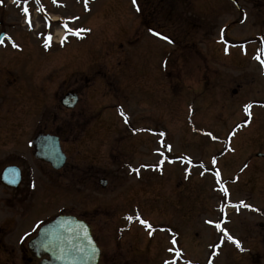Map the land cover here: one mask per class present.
<instances>
[{"label": "rangeland", "instance_id": "rangeland-1", "mask_svg": "<svg viewBox=\"0 0 264 264\" xmlns=\"http://www.w3.org/2000/svg\"><path fill=\"white\" fill-rule=\"evenodd\" d=\"M27 1L32 30L21 4L0 0V32L11 36L0 48V122L7 106L8 151L18 150L30 184L19 198L0 189V225L20 213V200L27 213L12 217L19 232L9 231L10 241L73 212L93 225L102 264H168L170 231L194 264H211L224 232L262 242L264 158L256 153L264 152V72L256 56L264 50V0H238L242 9L232 0H42L49 17ZM75 16L71 26L84 36L46 52L43 33L58 37ZM70 91L80 101L67 110L61 99ZM108 127L120 135L106 137ZM58 129L73 143L66 168L54 171L30 143ZM211 175L230 180L216 184ZM224 212L226 229L206 223ZM259 251L225 243L215 264H257Z\"/></svg>", "mask_w": 264, "mask_h": 264}, {"label": "water", "instance_id": "water-1", "mask_svg": "<svg viewBox=\"0 0 264 264\" xmlns=\"http://www.w3.org/2000/svg\"><path fill=\"white\" fill-rule=\"evenodd\" d=\"M237 2V0H234ZM76 97L68 95L63 104L74 107ZM36 157L60 168L66 159L60 147L59 138L54 135H39L34 139ZM19 179V173L8 168L4 178ZM106 182L104 181L103 184ZM30 250L36 256L47 254L48 259L40 264H98L100 250L95 243L89 226L73 216L61 215L43 226L30 242Z\"/></svg>", "mask_w": 264, "mask_h": 264}, {"label": "flooded vegetation", "instance_id": "flooded-vegetation-1", "mask_svg": "<svg viewBox=\"0 0 264 264\" xmlns=\"http://www.w3.org/2000/svg\"><path fill=\"white\" fill-rule=\"evenodd\" d=\"M2 105L4 104L3 102L1 103ZM4 115L1 116V119H3L2 122H0V171L3 170L4 168L12 165H19V155H18V150H12L8 151V141H9V131L7 130V106L3 108ZM72 127V125H70ZM63 128V127H62ZM72 132V130H71ZM60 133V130L58 131ZM61 134V133H60ZM61 138V136H60ZM70 138V137H69ZM62 140V143L66 148L69 149L71 147L70 145L73 143L70 140ZM62 139V138H61ZM14 159V161H11ZM10 160V161H8ZM16 161V162H15ZM66 168V166H65ZM86 175V174H85ZM29 182V179L26 180L24 183V174L22 172V180L21 184L13 190L15 193V197L19 198L21 197V192L25 190L26 187H30V184L26 186V184ZM26 186V187H25ZM2 189H8L6 187H2ZM9 190V189H8ZM11 190V189H10ZM29 197V196H28ZM25 201V200H24ZM18 210L19 214H17L14 211L10 212V215L7 213L5 219H4V224H7L11 228H8L7 225H0V264H36L39 259L36 257H32L30 254H25V239L23 234L20 235L18 238L19 241L16 243L14 241H10V232L9 231H15L12 226V217L13 216H19V219H24L23 217L27 215L25 212L26 210L23 209L21 200L18 202ZM29 212V211H27ZM263 227V225H261ZM32 237V235L29 236V239ZM264 239V235H263ZM264 242V241H263ZM261 245V244H260ZM261 249H264V243L263 247ZM101 261L105 257L104 254V249L101 246ZM100 261V262H101ZM260 264V263H259ZM263 264V263H262Z\"/></svg>", "mask_w": 264, "mask_h": 264}, {"label": "snow or ice", "instance_id": "snow-or-ice-1", "mask_svg": "<svg viewBox=\"0 0 264 264\" xmlns=\"http://www.w3.org/2000/svg\"><path fill=\"white\" fill-rule=\"evenodd\" d=\"M132 3H133V5H136V4H137V0H132ZM85 6H87V0H86V3H85ZM136 10L139 11V7H137ZM24 11H25V13H27V8H25ZM82 31H85V30H84V29H81L80 32H82ZM75 34L78 35L79 32H77V33H75ZM153 35L159 36L161 39H163V40H165V41H167V42H169V43L172 42V41L169 39V37L164 36V35H162V34H160V33H153ZM3 42H4L3 38H0V44H2ZM12 46H13V47H16L17 45L13 44ZM257 59H260V58L257 57ZM260 63H261L262 65H264V60H260ZM121 115H123V112H121ZM125 122H127V120H126ZM213 162H215V161H213ZM134 171L138 172L139 170H138V169H134ZM218 174H219V173H217V175H218ZM225 192H226V190H225ZM245 206H247V205H245ZM128 219H131V217H128ZM140 222H141L142 224H145V225H146L147 227H149V228L151 227V225H148L146 221L141 220ZM208 223H211V221H208ZM216 227L219 228L220 226H219V225H216ZM149 234H151V233H149ZM229 239H231V237H229ZM173 243H175V241H173ZM234 243L236 244L237 247L240 246V245H239V241H234Z\"/></svg>", "mask_w": 264, "mask_h": 264}]
</instances>
